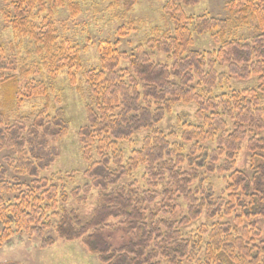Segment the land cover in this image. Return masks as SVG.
<instances>
[{
    "label": "trees",
    "instance_id": "1",
    "mask_svg": "<svg viewBox=\"0 0 264 264\" xmlns=\"http://www.w3.org/2000/svg\"><path fill=\"white\" fill-rule=\"evenodd\" d=\"M120 1L125 12L137 2ZM198 2L167 0L164 10L172 31L159 32L135 47L140 57L117 49L119 40L133 31L120 27L114 44L97 43L99 67L85 69L77 46L57 36L54 14L67 0H5L4 24L14 39L34 44L49 76L65 71L69 84L77 87L76 75L81 74L90 102L78 139L88 164L83 176L90 183L67 193L64 185L40 175L54 158L47 151V139L65 136L68 123L60 108L49 115L42 84L20 87V80L35 72L23 67L19 75L11 73L15 69L8 68L11 63L1 57L0 47V248L14 235L25 234L38 239L42 248L56 240L78 241L101 264H264V240L254 222L264 219V134L257 136L264 131V0H231L224 7L225 18L187 16L182 6ZM67 7L77 13L70 3ZM249 27L253 35L240 39L237 32ZM194 34H211L218 49L192 50ZM146 51L163 54L166 63L151 61ZM217 63L226 66L227 76L216 71ZM228 77H256L258 86L212 97ZM36 98H44L45 104L35 114L10 121L9 110ZM179 103L196 104L200 121L178 122L181 144L170 142L175 133L152 129L141 147L124 158L118 144L153 128ZM243 141L248 173L236 169ZM141 168L147 190L119 185ZM207 175L225 180L216 200L211 186L204 185ZM92 189L101 196L87 220L81 221L74 210L58 213L59 203L69 197L84 203ZM159 197L164 214L176 207L170 206L175 198H181L187 203L186 215L177 223L157 218L152 210L144 215L146 205ZM204 213L208 220L218 221L209 228L201 226L197 233H183Z\"/></svg>",
    "mask_w": 264,
    "mask_h": 264
},
{
    "label": "rangeland",
    "instance_id": "2",
    "mask_svg": "<svg viewBox=\"0 0 264 264\" xmlns=\"http://www.w3.org/2000/svg\"><path fill=\"white\" fill-rule=\"evenodd\" d=\"M229 1L231 0H199L198 4L182 6V9L187 16L191 17L208 15L215 18H225L224 7ZM68 3L77 9L76 14L70 12L67 7ZM166 3L167 0H137L132 10L125 12L120 0H67L66 6L59 8L54 14L57 36L60 40L68 39L77 46L83 68H98L100 56L97 51V43L107 40L114 44L117 41V30L122 26H130L133 31H127L126 37L119 40L117 49L140 57L139 53L134 51L135 47L143 44L146 39L156 36L159 32L172 31L173 25L168 20L164 10ZM6 10L5 0H0V47L3 50L1 57L8 60L6 61L8 64L11 63L8 68H14L15 72L11 73H15V75H19V69L23 67L34 71V75L29 79L20 80V87L23 88L27 82L42 84L47 91L46 95L51 107L48 111L49 115L53 117V109L60 108L63 110L65 121L68 123V132L65 136L47 139V151L52 152L54 158L50 166L40 175L53 180L59 187L64 185L65 191L69 193L75 187H83L90 183L83 176L88 164L83 159V146L78 139L79 130L86 125L85 107L90 102L86 87L80 73L76 75L77 87H72L69 84L65 71L59 72L56 77L49 76L42 68L43 63L41 57L35 53L34 44L27 39H14L11 28L4 24L2 13ZM251 31L250 27L240 29L237 32L238 37L246 41L253 35ZM217 49L218 45L212 40L211 34L193 35L192 50L203 53L213 52ZM146 54L153 62L166 63L163 54H152L148 51ZM121 67H126V64L121 63ZM215 69L218 73L227 76L226 66L217 63ZM257 86L256 77H251L248 80L228 77L224 82L218 84L212 93V97L230 94L245 88H256ZM262 101L264 105V98ZM44 104V98L24 100L18 107L9 110L6 115L10 121L19 117H31ZM196 109L197 106L194 103L173 105L171 113L165 116L161 122L153 125L151 129H142L136 132L130 142H120L118 150L122 151L124 158H127L132 150L141 147L143 139L151 134L152 129L164 135L171 132L175 133V139L170 140V142L181 144L178 122L199 125L200 121L195 116ZM263 134L264 131L257 133V136L262 137ZM185 151H187V146H185ZM262 156H264V152ZM93 158L96 160L94 153ZM236 160V169L248 173L249 154L245 141L240 144V151ZM72 172H74L71 175L73 177L70 179L68 175ZM145 175V170L141 168L130 177L122 179L119 185L134 184L136 190L145 191L148 189ZM206 178L204 185L211 186L214 200L221 197L226 187L224 178L218 175H207ZM163 186L164 183L156 191L161 193ZM195 187L196 184L191 188L194 189ZM100 196L99 190L92 189L86 195L84 203L69 197L66 203H59L57 211L60 213L63 209L66 211L74 210L78 213L80 220L85 221L99 204ZM163 204V199L157 198L154 204L146 205L144 215L152 210L157 214V218L170 219L176 223L186 215L187 203L181 198H175L174 203L170 204L172 208V205H176L171 213L164 214L160 211ZM216 221H218L217 218L208 220L206 213H204L197 221L183 228V233H197L201 226L204 225L209 228ZM254 222L260 228L261 239L264 240V219H256ZM47 235L54 236L51 231L47 232ZM40 246L39 240L34 237L25 234L14 235L0 248V264H101L97 257L89 254L78 241L65 243L56 240V243L51 247L42 248Z\"/></svg>",
    "mask_w": 264,
    "mask_h": 264
}]
</instances>
